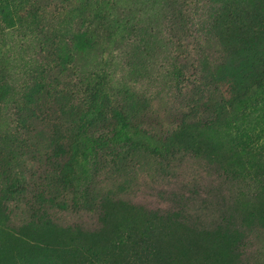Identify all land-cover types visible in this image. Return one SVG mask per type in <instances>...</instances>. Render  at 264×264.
<instances>
[{
	"label": "rangeland",
	"instance_id": "rangeland-1",
	"mask_svg": "<svg viewBox=\"0 0 264 264\" xmlns=\"http://www.w3.org/2000/svg\"><path fill=\"white\" fill-rule=\"evenodd\" d=\"M226 2L0 0L3 132L14 92L8 84L17 85V73L35 74L39 45L48 37L63 75L86 79L102 69L122 78L116 85L132 87L140 102H131L130 112L143 118L148 136L151 127L180 120L179 108L195 104L202 112L200 71L223 95L249 92L220 126L206 127L190 114L172 138L173 150L136 134L147 149L122 164L121 173L106 167L94 176L90 156L81 154L76 196L107 195L93 217L71 205L52 208L49 225L37 227L1 195L0 264H34L58 252L62 264H90L87 251L99 254L97 264H264V82L254 83L264 70V0ZM200 35V57L208 60L184 67ZM176 70L189 78L177 79Z\"/></svg>",
	"mask_w": 264,
	"mask_h": 264
},
{
	"label": "trees",
	"instance_id": "trees-1",
	"mask_svg": "<svg viewBox=\"0 0 264 264\" xmlns=\"http://www.w3.org/2000/svg\"><path fill=\"white\" fill-rule=\"evenodd\" d=\"M173 1L180 7L195 3V0ZM223 1V5H227L226 0ZM64 4L67 3H62ZM177 21V17L173 16L174 26ZM193 26L201 25L198 23ZM199 31L201 33L200 27ZM206 33L209 36L211 31ZM204 36L205 42L206 34ZM216 37L220 39L218 32ZM190 38L194 40L192 35ZM185 39L182 36L179 40L181 42ZM198 39L199 41L191 43L190 52L194 56L187 52L184 67L199 68L208 60L200 57L205 49L202 35ZM56 47L54 40L49 37L44 39L39 45L37 55L40 56L36 63L40 64L36 66L35 74L25 79V72H22L23 75L17 73L20 78L17 85L11 87L8 84L11 90L14 89L8 102L11 104L7 115L10 118L9 128L3 132L4 127H0V196L4 195L6 203L11 198L12 212L25 218L27 224L37 227L49 225L48 211L52 208L66 210L71 205L73 208L89 211L91 217L98 213L101 199L105 200L107 195L101 199L99 193L89 195L88 199V192L81 199L76 196L78 180L75 177L81 154L90 156L91 174L94 176L102 175L106 167L121 173L122 164L133 161L147 149L141 142L135 141L136 134L141 133L157 144L173 150L175 146L172 138L189 121L190 114L193 113L206 127H217L227 120L231 112L240 108L243 98L249 95L247 91L239 96L234 91L223 95L217 88L216 80L213 77L208 81V78L204 80L205 76L200 71V75L198 73L196 76H199L203 94L206 95L200 104L202 112L197 110L195 104L190 110L187 107L179 108L176 116L180 120L163 124L161 130L151 127L149 132L152 131V136H148L146 134L149 133L144 130L147 124H143V118L130 112L129 104L140 102L132 87L121 86L120 76L116 78V75L102 69L95 70L86 79H82V76L80 78L76 72L63 75L58 70ZM212 62L213 60H209V65ZM176 74L179 80L189 78L178 70ZM196 80L198 83L197 77L195 82ZM115 81L120 82L116 85ZM263 82L264 70L258 71L254 75V83ZM178 93H182L181 89ZM157 130L161 131V135L157 134ZM129 132L133 135L129 136ZM84 254L86 260L89 259L86 263L97 264L99 261L97 252L87 251ZM58 255L45 254L33 263L62 264ZM77 256L78 254L72 255L74 258ZM104 263L112 264L109 260H104Z\"/></svg>",
	"mask_w": 264,
	"mask_h": 264
}]
</instances>
